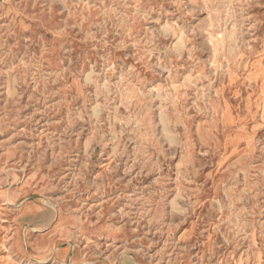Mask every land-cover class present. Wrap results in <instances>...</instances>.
<instances>
[{
  "label": "rangeland",
  "instance_id": "obj_1",
  "mask_svg": "<svg viewBox=\"0 0 264 264\" xmlns=\"http://www.w3.org/2000/svg\"><path fill=\"white\" fill-rule=\"evenodd\" d=\"M0 264H264V0H0Z\"/></svg>",
  "mask_w": 264,
  "mask_h": 264
}]
</instances>
